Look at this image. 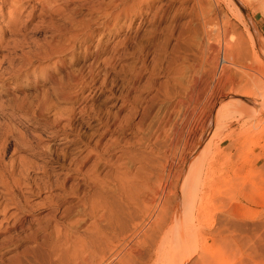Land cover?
I'll use <instances>...</instances> for the list:
<instances>
[{
	"label": "rangeland",
	"instance_id": "374dc122",
	"mask_svg": "<svg viewBox=\"0 0 264 264\" xmlns=\"http://www.w3.org/2000/svg\"><path fill=\"white\" fill-rule=\"evenodd\" d=\"M263 25L264 0H0V264L37 230L72 253L95 213L130 239L165 160L171 183L186 161L200 176L192 206L176 188L185 264H264ZM238 43L244 64L225 56ZM173 205L150 264H174Z\"/></svg>",
	"mask_w": 264,
	"mask_h": 264
},
{
	"label": "bare ground",
	"instance_id": "6f19581e",
	"mask_svg": "<svg viewBox=\"0 0 264 264\" xmlns=\"http://www.w3.org/2000/svg\"><path fill=\"white\" fill-rule=\"evenodd\" d=\"M234 5L236 7H238L236 3H234ZM239 14H240V12L237 11V15H239ZM241 45H242V43H240V44L238 43L234 46L233 45H226L227 49H226V51L224 50L226 59L228 58L231 62L232 61L234 62V60H236L239 62L241 61L243 63L244 60L247 59V54L245 52L246 48L243 49V47ZM228 59H227V61H229ZM207 60H208V58H207ZM263 65H264V57H263ZM212 71H213V69H212ZM230 73L225 74V76H226L225 81L229 82V80H231V81L233 80L232 75L234 76V74L236 72L234 74L231 73L232 75ZM214 74H213V76H214ZM240 86H241V84H240ZM263 104H264V101L261 103V106ZM261 106L260 107L257 106L258 112L259 111L263 112V109H262L263 107H261ZM202 141L203 140L201 139V141H199L194 146L193 153L191 154V157L198 150ZM191 157L189 158V161H190ZM188 163H189L188 161L183 162L182 167L177 170V173H176L177 176L175 175L176 176V182H174V183L169 182V179H170V177H172V173H173V162L171 164L165 160V162H161L159 164V166H158L159 170H158L157 176L154 178V180H152L151 185H148V186L144 185L143 189H141L143 192H145V193L148 192L151 195V200L149 201L150 205H148V206L144 205L145 210H147L146 222L144 221L145 220L144 219L141 221L136 220V222L133 223L134 230H133V235L131 236L130 239L123 238L120 236L108 237V238L106 237L105 238V235L103 234L104 230L100 227V223L102 221H104L105 216L103 214L98 215L97 213H95L92 216L94 220L91 224H92L93 229L96 231V234H95L96 236L89 237L88 240H86L84 243H82L80 247L76 244L72 245L73 246L72 247V253L68 254V252H69L68 249H67L66 253L61 252V250L57 247V245H54V243H53L54 240L52 241V237L50 235H45V236L42 235L39 239L37 237V235H39L38 234L39 230H37L35 233H33L32 239H34L37 242V245L39 247L37 249H34V248L32 250L29 249V251H28V249H26L28 252H25V255H24L25 257L20 262L22 264H150L152 254L154 253L153 252L154 248H156L155 242H156V239H158L157 235L161 233V230H164L162 228V226H166V224H164V221H166L165 220L166 216H165V219L162 218L164 216V215H162L164 212L163 210L165 208L164 205L166 204V206H167L168 195H172L173 199L175 201V205H173V214H172L173 218L171 220L172 221L174 220L172 222V223H174L173 227H176V230L174 232L175 238L173 240L174 242L167 245L168 248L166 249L165 253H164V251H163V253H164V255H167V257L169 256L168 259L169 258L173 259L172 261H174V264H185L188 260L187 247H188L189 239L191 236H194V235H195L194 239H196V234L192 235L194 232V230L192 229L193 227L192 228H191V226L187 227L188 226L187 225L186 227H184L182 229V224L180 227V226H178V223L176 222V216H177L176 213H177L179 205L182 204V202L179 204L180 198H179V194L176 192V188H177L178 183H182L184 181V186H183L182 192H183V195L185 197L186 205H187V207H189L190 205L192 206L193 204H195L196 199L199 196L200 185H201L199 173H196V174L188 176V177L186 176V174H187L186 173L184 176V173L186 172V168H187L186 166ZM119 180L122 183H127L129 181V178L122 177ZM189 192H190V195H189ZM188 195H189V197H188ZM132 199H133V202L137 205H139V202L144 203V201L137 200L135 198H132ZM152 209H157V210L160 209L159 210L160 213L157 212L158 214L156 215L155 219H154V214L151 215L149 213ZM178 216H180V215L178 214ZM19 221H21V220H19ZM16 223H18V221ZM21 223L23 224V222H21ZM13 224H15V223H13ZM22 224H21V226H23ZM147 225H149V226L146 229H144V227ZM111 226H113V225L111 224ZM160 228H162V229L160 230ZM190 228L192 229L193 232L191 231ZM195 229H197V228H195ZM141 230H142V234L140 237V241L138 239H137L138 240L137 241L135 239L137 237V232L139 233ZM168 230L170 232L171 228ZM168 230H167V232H168ZM113 231H114V228H113ZM153 231H155L156 233H155V235H153V237H154L153 242L154 243L152 242V245H151V242H146L143 239L145 237H151V232L153 233ZM45 232H46V230H45ZM167 232H165V233L163 232L162 240L160 241L159 247L164 248L163 243H165V241L168 239V238H166V236H167V234H169ZM185 236H186V238H185ZM29 237H30V234H29ZM34 240H33V242H34ZM154 244H155V246H154ZM169 262H171L170 259H169Z\"/></svg>",
	"mask_w": 264,
	"mask_h": 264
},
{
	"label": "crops",
	"instance_id": "0c3cea01",
	"mask_svg": "<svg viewBox=\"0 0 264 264\" xmlns=\"http://www.w3.org/2000/svg\"><path fill=\"white\" fill-rule=\"evenodd\" d=\"M264 26V25H263Z\"/></svg>",
	"mask_w": 264,
	"mask_h": 264
}]
</instances>
